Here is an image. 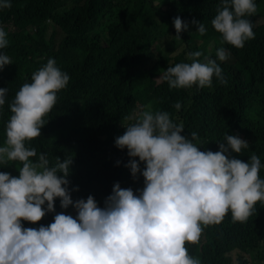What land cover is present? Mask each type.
<instances>
[{
    "label": "trees",
    "instance_id": "trees-1",
    "mask_svg": "<svg viewBox=\"0 0 264 264\" xmlns=\"http://www.w3.org/2000/svg\"><path fill=\"white\" fill-rule=\"evenodd\" d=\"M10 3V8L0 9V28L9 42L0 54L12 60L0 70V88L8 89L5 104L0 106V147L5 145L16 93L32 82L34 72L54 59L70 79L44 117L48 122L40 136L26 141L25 146L36 150L37 156L30 158L33 162L41 153L46 154L50 166L56 164L57 157L62 161L72 158L67 187L74 201L92 195L103 208L117 182L140 194L145 178L142 174L132 176L126 166L132 158L115 140L126 131L124 125L135 123L143 111L168 112L174 123L183 122L181 134L191 140V133L196 132L199 139L192 142L201 151H219L226 134L239 135L249 147L229 155L244 162L253 154L259 156V175L264 179V23L257 20L261 4L264 16V0H254L256 13L244 17L251 22L255 38L245 41L242 48L223 42L228 53L224 61L217 57L222 34L211 23L221 0ZM177 16L188 24L180 33L185 47L171 51L167 46L176 37L173 21ZM200 23L206 28L204 35L197 31ZM50 24L63 31L59 43L48 37ZM192 25L196 31L191 30ZM207 46L210 53L206 56ZM200 47L199 61L206 62L205 57L216 60L226 83L213 76L211 87L170 88L163 73L177 63H191L187 54ZM176 102L181 103V109L174 107ZM140 166L145 168L143 162ZM59 201L56 198L55 207ZM74 212L77 210L67 214L75 218ZM52 222L54 217L47 212L41 221H22V225L38 229ZM186 247L190 256H198L200 264H264V202L256 203L246 222H234L229 211L221 223L203 226L199 242Z\"/></svg>",
    "mask_w": 264,
    "mask_h": 264
},
{
    "label": "clouds",
    "instance_id": "clouds-1",
    "mask_svg": "<svg viewBox=\"0 0 264 264\" xmlns=\"http://www.w3.org/2000/svg\"><path fill=\"white\" fill-rule=\"evenodd\" d=\"M10 7V0H0V9ZM256 11L254 0H221L211 23L222 34V43L242 48L254 39L252 24L244 17ZM173 22L176 37L181 38L188 24L179 16ZM197 31L204 35L206 28L200 23ZM6 37L0 28V49L8 46ZM187 55L191 63H177L163 73L170 88L211 87L213 76L226 83L216 60L205 57L206 62H200L199 51ZM217 57L224 61L228 53L221 47ZM11 63L9 56L0 54V70ZM69 79L49 59L10 105L13 115L6 126L5 146L0 147V165L18 161L22 167L18 177L0 172V264H200L186 244L199 242L203 226L221 223L229 211L234 222H246L256 203L264 202L259 156L253 154L244 162L229 155L248 148L247 140L226 134L219 151H201L192 142L199 139L196 132L188 139L181 134L183 122L176 124L168 112L159 111H143L115 140L132 158L126 165L132 176L145 178L140 194L117 182L103 208L92 195L74 201L67 187L72 158L57 157L50 166L41 153L33 162L30 158L37 152L25 146L40 136L48 122L44 117ZM7 91L0 88V106ZM174 107L179 110L182 105L176 102ZM56 198L63 209L73 206L76 217L61 212L48 226L23 227L22 221L36 223L47 212H55Z\"/></svg>",
    "mask_w": 264,
    "mask_h": 264
},
{
    "label": "rangeland",
    "instance_id": "rangeland-1",
    "mask_svg": "<svg viewBox=\"0 0 264 264\" xmlns=\"http://www.w3.org/2000/svg\"><path fill=\"white\" fill-rule=\"evenodd\" d=\"M69 3H71V0H69ZM262 9H263V5L261 4V6L259 7V16L257 18L258 22L264 23V16H262ZM191 30L192 31H196V26L192 25L191 26ZM63 31L61 30V28L57 25H49V29H48V37H54L56 40V43H59L63 37ZM217 42V41H216ZM201 43H203V40H201ZM218 48L223 47L225 50V45L223 43L217 42ZM183 47H185V43L181 38H177L175 37L173 39V41L167 46V48L171 51H177V50H183ZM201 51V47L199 52ZM210 53V50L207 47L204 48V55H208ZM158 80H161V76L158 77ZM5 146V145H4ZM22 167V163L16 161V162H10V164L3 166L0 165V172H7L10 173L12 176L18 177L20 175L19 173V168ZM3 168L5 170H3ZM74 211L75 208L73 206H69V208L67 209H63L60 205V201L56 202V207H55V212H51L52 216L54 217L56 214L63 212L64 214L70 213L71 211ZM77 212H74V215H76ZM235 256L237 257L238 253L234 252ZM198 258V256L196 257V259ZM250 260L253 262L252 257H249Z\"/></svg>",
    "mask_w": 264,
    "mask_h": 264
},
{
    "label": "bare ground",
    "instance_id": "bare-ground-1",
    "mask_svg": "<svg viewBox=\"0 0 264 264\" xmlns=\"http://www.w3.org/2000/svg\"><path fill=\"white\" fill-rule=\"evenodd\" d=\"M27 6V5H26ZM23 8V7H22ZM27 10V9H26ZM22 12V11H21ZM35 12V11H34ZM25 13V12H24Z\"/></svg>",
    "mask_w": 264,
    "mask_h": 264
}]
</instances>
